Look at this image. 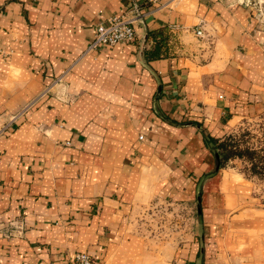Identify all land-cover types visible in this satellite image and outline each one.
I'll return each mask as SVG.
<instances>
[{"label": "crops", "instance_id": "obj_1", "mask_svg": "<svg viewBox=\"0 0 264 264\" xmlns=\"http://www.w3.org/2000/svg\"><path fill=\"white\" fill-rule=\"evenodd\" d=\"M123 12L135 41L85 53ZM261 119L264 22L240 0H0V264H264V175L206 143ZM163 200H197L202 239L136 231Z\"/></svg>", "mask_w": 264, "mask_h": 264}, {"label": "rangeland", "instance_id": "obj_2", "mask_svg": "<svg viewBox=\"0 0 264 264\" xmlns=\"http://www.w3.org/2000/svg\"><path fill=\"white\" fill-rule=\"evenodd\" d=\"M240 1L250 8L259 22H264V0ZM243 127L240 138H231L238 141L241 146L257 149L259 155L263 156L264 119L248 121L244 123ZM251 164L244 166L246 170L251 167ZM200 212L197 200L195 204L189 205L181 200H163V202L156 201L143 204L140 208L132 211L131 215L134 218L136 231L158 240L156 241L157 245H166L167 241L172 240L174 246L184 251L185 248H188L187 244L192 236L195 237V242L196 239L203 237V221L201 223ZM183 260L184 257L177 258L176 264H189L188 261Z\"/></svg>", "mask_w": 264, "mask_h": 264}, {"label": "built area", "instance_id": "obj_3", "mask_svg": "<svg viewBox=\"0 0 264 264\" xmlns=\"http://www.w3.org/2000/svg\"><path fill=\"white\" fill-rule=\"evenodd\" d=\"M149 2H156L158 0H148ZM251 0H249L250 2ZM136 16L128 14L127 12L113 14L105 22H100L91 39L85 53H97L106 45H115L118 43H132L136 39L135 28ZM196 33L203 37L204 32L202 28H197ZM69 70V69H67ZM67 70L57 75L54 79V84H62ZM50 89L48 87L40 96ZM15 117V116H14ZM7 124L0 121V134L4 132ZM143 137V136H141ZM67 264H102L93 255L86 251H79L73 257V262Z\"/></svg>", "mask_w": 264, "mask_h": 264}, {"label": "trees", "instance_id": "obj_4", "mask_svg": "<svg viewBox=\"0 0 264 264\" xmlns=\"http://www.w3.org/2000/svg\"><path fill=\"white\" fill-rule=\"evenodd\" d=\"M230 138L220 140L208 134L206 135L207 145L217 155L218 167H223L231 158L239 156L251 160V172L261 176L264 175V155L260 156L257 149L241 146L238 141L233 140V138L230 140Z\"/></svg>", "mask_w": 264, "mask_h": 264}]
</instances>
